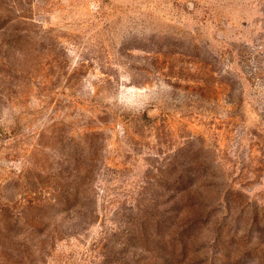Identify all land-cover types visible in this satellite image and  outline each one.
I'll use <instances>...</instances> for the list:
<instances>
[{
	"label": "rangeland",
	"instance_id": "374dc122",
	"mask_svg": "<svg viewBox=\"0 0 264 264\" xmlns=\"http://www.w3.org/2000/svg\"><path fill=\"white\" fill-rule=\"evenodd\" d=\"M0 264H264V0H0Z\"/></svg>",
	"mask_w": 264,
	"mask_h": 264
}]
</instances>
